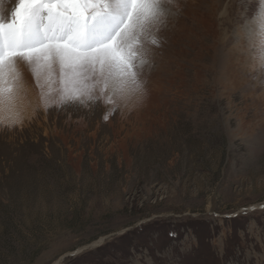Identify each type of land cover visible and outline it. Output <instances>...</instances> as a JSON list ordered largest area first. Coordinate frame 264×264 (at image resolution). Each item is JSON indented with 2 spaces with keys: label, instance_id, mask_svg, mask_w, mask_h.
Returning a JSON list of instances; mask_svg holds the SVG:
<instances>
[{
  "label": "rangeland",
  "instance_id": "rangeland-1",
  "mask_svg": "<svg viewBox=\"0 0 264 264\" xmlns=\"http://www.w3.org/2000/svg\"><path fill=\"white\" fill-rule=\"evenodd\" d=\"M168 2L162 12L186 26L152 45L130 108H45L16 63L0 99V264H264V71L247 57L227 73L215 62L210 86L195 77L213 36L256 5L217 0L211 14L210 0Z\"/></svg>",
  "mask_w": 264,
  "mask_h": 264
},
{
  "label": "snow or ice",
  "instance_id": "snow-or-ice-1",
  "mask_svg": "<svg viewBox=\"0 0 264 264\" xmlns=\"http://www.w3.org/2000/svg\"><path fill=\"white\" fill-rule=\"evenodd\" d=\"M250 3L256 8L241 34L254 66L264 71V0ZM163 15L161 0H17L7 18L0 8V99L10 100L22 61L45 108L138 100L145 84L140 69L151 55L147 45L159 46L153 30Z\"/></svg>",
  "mask_w": 264,
  "mask_h": 264
},
{
  "label": "bare ground",
  "instance_id": "bare-ground-1",
  "mask_svg": "<svg viewBox=\"0 0 264 264\" xmlns=\"http://www.w3.org/2000/svg\"><path fill=\"white\" fill-rule=\"evenodd\" d=\"M181 1L185 2V3H187V2L191 3V6L193 4L200 6V4L197 2L198 0H176V1L174 0V2H171V3L168 2V5H167L168 7L167 8H172L173 9L175 7V5L177 3H179V2H181ZM11 3H12V0H2V4H0V8H2L3 14H4V16L6 18L9 16L8 14H9V11H10ZM208 6H209V10H210L211 14L220 13L221 12V10H216L217 6H218L217 0H210ZM224 8L225 7H223L222 10ZM168 10H165L166 13L162 17V23L158 24L156 26V28H158V30H155V29L153 30L154 31V35H155V37L157 39L160 38L161 36H163V34H167L170 31H175L177 29H184L185 26H186V24L184 23V21H185L184 16L181 17V18L178 15L174 16V13H172L171 11H168ZM165 11H163V12H165ZM225 13H227V15H229V10L225 11ZM218 37L219 36H217V35L213 36L211 44L209 46H207V48L209 50L212 49V51H213V54H209L208 55L210 57L209 60L211 61V65H209V64H207L206 62L203 61L204 63L202 64V70H204V71H202V73H200L201 71L195 73V77L197 78V80L198 81L200 80L199 82L196 83L197 85L201 84L202 82H203L202 84L205 83V85H209V84H207V83H209L208 80H207V77L208 78H212V76H215L216 72H217V69L214 68V66H215L214 63L215 62L224 64V66H223L224 68L223 69L226 70L225 72L227 73L228 71H230L231 66L233 64H236L237 61H243L247 57L250 58V59H253L252 53H250L248 51V47H249L248 41L241 34V27H239L231 35H227V32H226L223 36L219 37L221 42L218 40ZM234 38L235 39L237 38V39L235 40ZM162 41H164V40H162ZM147 46L149 48L153 49L151 44H149ZM218 46L220 47L219 49H218ZM225 50H228V51L225 52ZM222 59L225 62H220V61H222ZM147 61L148 62L142 67V69H140V72L142 74H144V75L148 74L150 72V69H151V58H150V56L147 57ZM212 63H213V65H212ZM202 75L205 76L206 80L203 79ZM233 75H235V74H233ZM132 100H129V101L122 100L121 101L122 102V106H124V108H126V107L130 108V106H132V104L136 103V101L132 102ZM129 102H131V104H129ZM118 103H119V101H118Z\"/></svg>",
  "mask_w": 264,
  "mask_h": 264
},
{
  "label": "water",
  "instance_id": "water-1",
  "mask_svg": "<svg viewBox=\"0 0 264 264\" xmlns=\"http://www.w3.org/2000/svg\"><path fill=\"white\" fill-rule=\"evenodd\" d=\"M63 258H60L55 264H59Z\"/></svg>",
  "mask_w": 264,
  "mask_h": 264
}]
</instances>
